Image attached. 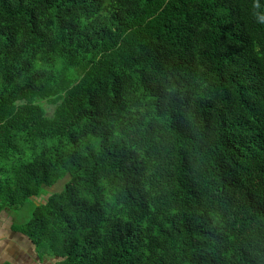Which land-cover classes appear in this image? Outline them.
I'll use <instances>...</instances> for the list:
<instances>
[{
    "label": "trees",
    "instance_id": "1",
    "mask_svg": "<svg viewBox=\"0 0 264 264\" xmlns=\"http://www.w3.org/2000/svg\"><path fill=\"white\" fill-rule=\"evenodd\" d=\"M26 203L57 264H264V0H0V212Z\"/></svg>",
    "mask_w": 264,
    "mask_h": 264
},
{
    "label": "rangeland",
    "instance_id": "2",
    "mask_svg": "<svg viewBox=\"0 0 264 264\" xmlns=\"http://www.w3.org/2000/svg\"><path fill=\"white\" fill-rule=\"evenodd\" d=\"M45 106L47 113L52 114L54 105H50L48 102H42ZM67 178L59 180L55 185L49 188L50 192L58 191L60 190ZM32 210L33 206L30 203H26L24 205H21L17 208H8L6 209V212L8 213V216H10L9 220H11L12 224H22L23 222L29 220L32 216ZM7 223V222H6ZM27 240L21 242L22 251L16 255L13 256V253L10 256H7L10 261L14 262L16 259L18 261H22V259H27L30 264H57L58 258L56 256H48L40 258L38 251L36 250L37 254L35 252H32L30 248V244L28 245ZM26 245H28L26 247ZM10 251V250H8ZM7 253V252H6ZM16 260V263L19 264V262ZM9 264V263H6Z\"/></svg>",
    "mask_w": 264,
    "mask_h": 264
},
{
    "label": "crops",
    "instance_id": "3",
    "mask_svg": "<svg viewBox=\"0 0 264 264\" xmlns=\"http://www.w3.org/2000/svg\"><path fill=\"white\" fill-rule=\"evenodd\" d=\"M9 218L10 216H8L6 209L0 212V264H18L16 263L17 259L12 262L7 256H10L12 253L13 256L20 253L22 251L21 242H25V240L28 241V245L30 244L29 249L37 254L32 241L21 232L12 229V219L9 220ZM18 262L19 264H30L27 259H22V261Z\"/></svg>",
    "mask_w": 264,
    "mask_h": 264
},
{
    "label": "water",
    "instance_id": "4",
    "mask_svg": "<svg viewBox=\"0 0 264 264\" xmlns=\"http://www.w3.org/2000/svg\"><path fill=\"white\" fill-rule=\"evenodd\" d=\"M59 259V258H58Z\"/></svg>",
    "mask_w": 264,
    "mask_h": 264
}]
</instances>
